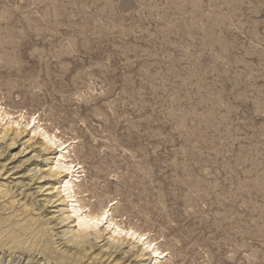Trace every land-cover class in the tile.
I'll return each instance as SVG.
<instances>
[{"label":"rangeland","instance_id":"rangeland-1","mask_svg":"<svg viewBox=\"0 0 264 264\" xmlns=\"http://www.w3.org/2000/svg\"><path fill=\"white\" fill-rule=\"evenodd\" d=\"M0 120V264H264V0H0Z\"/></svg>","mask_w":264,"mask_h":264},{"label":"bare ground","instance_id":"bare-ground-1","mask_svg":"<svg viewBox=\"0 0 264 264\" xmlns=\"http://www.w3.org/2000/svg\"><path fill=\"white\" fill-rule=\"evenodd\" d=\"M2 115V114H1ZM4 120V119H3ZM2 120V121H3ZM10 120V119H9ZM8 120V122H9ZM1 121V120H0ZM32 122V121H31ZM10 123V122H9ZM34 125V124H33ZM29 126V125H28ZM8 131H6L7 133ZM34 134L37 133V130H33L32 131ZM40 132V131H39ZM43 136H45L46 138V143L50 146H55L57 145L56 141H55V138L53 136V138L50 136V135H47L46 132L43 131ZM42 137V136H41ZM44 138V139H45ZM4 139V138H3ZM2 140V138H1ZM14 144V143H13ZM45 144V143H44ZM62 146V148H61ZM64 144H60V148L61 149H66V148H63ZM59 147V146H58ZM59 149V148H58ZM60 151V150H59ZM59 153V152H58ZM61 153V152H60ZM64 153V152H63ZM68 153V152H67ZM58 157L61 159H59L60 161L56 162L57 164H55V167L56 169L58 170H62L63 172H65L66 174L68 172H70L71 170V164H67L65 163L66 160H67V155L65 154H59ZM3 169V168H1ZM56 172V171H55ZM62 173V172H61ZM73 173V172H72ZM79 173V172H78ZM55 174V173H54ZM60 174V173H59ZM71 174V173H70ZM61 175V174H60ZM69 176V175H68ZM65 178V177H64ZM38 180V179H37ZM61 185H62V190L63 192L67 195V197H72L74 198L76 195L73 191V186H71L72 184V181L71 180H62L61 182ZM75 183V182H74ZM72 192V196L70 195V193ZM5 197V196H4ZM76 198V197H75ZM71 205V204H70ZM81 208L80 207H76V206H71V213L74 214L76 216V227H78L77 229H79L80 231H83V230H87L88 228H97V227H100V225L103 224V221L104 220H107L108 219V216H107V213L108 212H103L102 215L100 216H95V215H91V214H80V216H78V212H81ZM104 211V210H103ZM68 217V216H67ZM112 226V228H110ZM106 228L108 229H111V233L115 236H118V239H119V236H122V235H125L127 236L128 238H130V240H134L136 242H138L139 244H142L143 246V249L144 250H151L153 252V254H155V261H153L152 264H158V260H161L162 258H164V253H161L159 252V249L155 247V245L152 244V242H149L147 240V238L144 237V235H140V234H137L135 231H131V230H124L122 228H120L118 225L114 224L112 222V220L110 219L109 221H107V224L105 226ZM98 229V228H97ZM93 230V229H92ZM12 234V233H11ZM111 234V235H112ZM112 235V236H113ZM124 236V237H125ZM127 238V239H128ZM116 239V238H115ZM30 250V249H29ZM43 252V251H42ZM148 253V252H147ZM150 253V252H149ZM166 256V255H165ZM46 258V257H45ZM153 259V258H152ZM163 260V259H162ZM151 261V259H150ZM151 263V262H149ZM147 264V263H146Z\"/></svg>","mask_w":264,"mask_h":264}]
</instances>
